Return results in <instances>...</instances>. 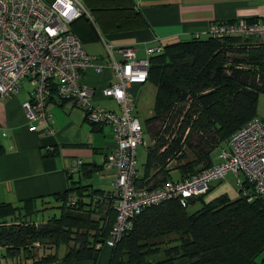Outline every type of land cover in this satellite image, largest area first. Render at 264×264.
<instances>
[{
    "label": "trees",
    "instance_id": "16d2710c",
    "mask_svg": "<svg viewBox=\"0 0 264 264\" xmlns=\"http://www.w3.org/2000/svg\"><path fill=\"white\" fill-rule=\"evenodd\" d=\"M82 2L88 16L69 24L80 43L96 40L99 33L146 26L131 0ZM252 38L258 37L192 36L166 42L148 55L146 80L155 83L154 112L144 122L162 118L163 123L156 132L148 131L151 142L142 172H135V187L160 186L170 169L184 178L209 167L210 152L254 117L256 97L264 95V38ZM80 175L69 177L65 190L51 195L58 202L57 217L30 220L38 211L31 199L18 205L0 203V216L13 213L0 222L2 258L20 264L21 253L31 264H44L56 260V247L62 243L64 262L95 261L114 220V207L110 191L99 200L94 195L101 192L81 184ZM69 194L75 198L71 205L66 203ZM263 198L238 193L229 200L220 195L191 212L175 199L148 205L114 246L107 247V264H264ZM2 258L0 264H7Z\"/></svg>",
    "mask_w": 264,
    "mask_h": 264
},
{
    "label": "built area",
    "instance_id": "2783aa9c",
    "mask_svg": "<svg viewBox=\"0 0 264 264\" xmlns=\"http://www.w3.org/2000/svg\"><path fill=\"white\" fill-rule=\"evenodd\" d=\"M88 11L82 0H0V100L14 95L28 85L27 97L21 102L28 131L44 127L52 134L51 115L46 105L51 98L69 102L82 111L88 123L108 125L112 142L104 153L102 166L113 170L114 181L108 197L114 207V220L104 240L108 248L120 239L140 211L151 204L175 199L180 207L188 199L207 193L211 182L232 174L237 192L246 196H264V123L253 117L232 132L219 149L216 163L176 180H166L155 188L135 187L136 147L142 141V130L132 115L131 84L146 81L148 55L136 58L132 46L103 43L105 54L97 57L86 53L69 30L75 18ZM207 34L264 38V21L210 22ZM114 54L121 59L114 58ZM91 66L96 72L108 68L115 80L100 88V94L118 104V110L105 109L92 101L94 89L81 81V73ZM52 147L46 148L51 152ZM80 159L70 163V171ZM105 196V195H104ZM75 202L69 194L66 203Z\"/></svg>",
    "mask_w": 264,
    "mask_h": 264
},
{
    "label": "crops",
    "instance_id": "0c3cea01",
    "mask_svg": "<svg viewBox=\"0 0 264 264\" xmlns=\"http://www.w3.org/2000/svg\"><path fill=\"white\" fill-rule=\"evenodd\" d=\"M131 1L140 11L146 26L121 32L99 33L96 40L81 43L86 53L103 56L105 42L113 47L132 46L135 57L143 58L146 56V49L156 52L166 42L207 36L210 22L234 21L238 18L264 21V0ZM113 56L117 60L121 59L118 54ZM112 80L115 78L108 68L96 72L88 66L81 73V81L94 89L92 101L116 112L118 104L103 97L99 91ZM23 85L14 95L0 100V203L18 205L27 199L34 200L35 204L42 202L52 194L64 191L68 178L77 179L80 174L81 184L90 185L101 192L100 196L94 197L104 201V193L112 191L115 175L113 170H106L102 166L104 153L112 142L111 128L108 125L92 127L84 120L79 108L52 98L48 101L46 110L51 115L50 126L53 133L45 134L42 126H38L37 131H28L20 105L28 92V85ZM141 86L142 84H131L130 93L138 92ZM225 140L210 152L211 164L216 163L217 153L225 146ZM49 146L52 147L53 154L46 152ZM76 159H80L81 163L70 171V163ZM172 165L173 162H170L169 166ZM230 175L232 174H226L223 179L211 182L204 200L202 196L199 201L206 203L220 195H225L229 200L235 199L238 196L237 185L229 182L234 180V176ZM179 178V172L175 168L170 169L167 180ZM12 214L0 216V222L10 219ZM109 255L110 249L101 245L95 261L83 259L73 264H107ZM52 264L70 262L61 259L54 260Z\"/></svg>",
    "mask_w": 264,
    "mask_h": 264
},
{
    "label": "rangeland",
    "instance_id": "374dc122",
    "mask_svg": "<svg viewBox=\"0 0 264 264\" xmlns=\"http://www.w3.org/2000/svg\"><path fill=\"white\" fill-rule=\"evenodd\" d=\"M251 40L255 41V40H258V38H252ZM23 86L27 87V84H24ZM154 94H155V83L153 81L146 80L142 84L138 92L131 94V97H130V101L132 103V115L137 118L138 122L140 123L141 130H142V141L136 147V157H135L136 158V164H135L136 174L142 172L144 157H145V148L151 142V137L148 131L150 130L151 133L156 132L161 126V124L163 123L162 118L151 121L150 124H145L144 122L145 118L154 112ZM255 117L260 119L264 123V95L263 94H261L259 97H256ZM186 152L190 156V152H188V150H186ZM73 177L75 178L76 175L74 174ZM229 182L233 184L234 186H236L235 179L234 180L231 179L229 180ZM99 186L109 187V186H103V185H99ZM204 197L205 195H203L202 197L203 200H204ZM45 201L47 202L44 204L45 207H43V202ZM57 204L58 202H53V200L50 197L44 199V201L42 202L36 203V208L38 211H36L34 214L30 216V220L44 221L52 215H55L57 217L59 215V210L56 208ZM201 205H202V202H200L198 198V199H195L192 203L188 204L185 207V209L191 212L197 209L198 207H200ZM64 251H65V246L62 243L58 244L55 250L56 261H60L62 259ZM44 252L48 253L51 251L48 249H45ZM0 258L2 257L0 256ZM2 259L6 261L7 264H10L11 260H13L14 262V258L13 259L2 258ZM19 261H20V264H31L32 262L31 259L29 258L25 259L21 253H20ZM52 262L53 261H46L44 262V264H52Z\"/></svg>",
    "mask_w": 264,
    "mask_h": 264
},
{
    "label": "water",
    "instance_id": "95a60500",
    "mask_svg": "<svg viewBox=\"0 0 264 264\" xmlns=\"http://www.w3.org/2000/svg\"><path fill=\"white\" fill-rule=\"evenodd\" d=\"M188 201H189V203H192L193 202V199L192 198H189Z\"/></svg>",
    "mask_w": 264,
    "mask_h": 264
}]
</instances>
